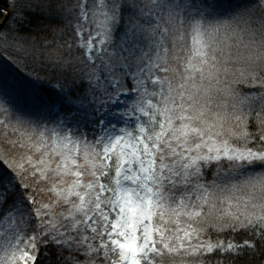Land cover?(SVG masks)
<instances>
[{
    "label": "snow or ice",
    "instance_id": "obj_1",
    "mask_svg": "<svg viewBox=\"0 0 264 264\" xmlns=\"http://www.w3.org/2000/svg\"><path fill=\"white\" fill-rule=\"evenodd\" d=\"M0 264H264V0H0Z\"/></svg>",
    "mask_w": 264,
    "mask_h": 264
}]
</instances>
